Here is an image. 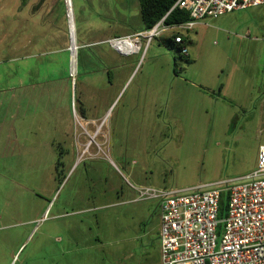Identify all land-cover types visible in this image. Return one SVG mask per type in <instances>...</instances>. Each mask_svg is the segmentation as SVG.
<instances>
[{
    "label": "rangeland",
    "instance_id": "obj_1",
    "mask_svg": "<svg viewBox=\"0 0 264 264\" xmlns=\"http://www.w3.org/2000/svg\"><path fill=\"white\" fill-rule=\"evenodd\" d=\"M22 1L0 0V264L156 262L157 202L137 200V188L185 189L255 167L264 142V129L258 132L262 98L254 90L264 79V5L249 14V38H258L249 47H238L212 21L197 22L181 31L190 57L181 56L164 33L129 58L136 68L128 78L94 80L101 87L88 85L86 92L89 107L101 115L121 86L125 97L159 96L156 127L128 129L123 123L107 139L105 129L98 130L94 154L80 148L74 155L76 134L88 131L72 104L74 94L78 104L81 83L93 82L81 75L89 49L76 50L79 75L73 76L75 59L58 50L55 0ZM66 32L69 37L67 24ZM222 82L235 95L222 97ZM9 87L24 96H12ZM167 97L170 111L163 105ZM122 106L124 100L116 110ZM139 115L128 106V117Z\"/></svg>",
    "mask_w": 264,
    "mask_h": 264
},
{
    "label": "built area",
    "instance_id": "obj_2",
    "mask_svg": "<svg viewBox=\"0 0 264 264\" xmlns=\"http://www.w3.org/2000/svg\"><path fill=\"white\" fill-rule=\"evenodd\" d=\"M264 0H176V7L188 13L182 23L166 24L168 12L151 28L130 36L108 39V44L124 55L147 47L164 31L172 33L179 52L186 55L181 31H189L205 17L263 5ZM72 56L71 0H63ZM75 46L74 55L76 56ZM264 129V93L262 126ZM137 200H155L159 210V261L157 264H264V142L258 144L255 167L234 179L200 184L185 189L139 187ZM227 194L226 214L218 218L220 194Z\"/></svg>",
    "mask_w": 264,
    "mask_h": 264
},
{
    "label": "crops",
    "instance_id": "obj_3",
    "mask_svg": "<svg viewBox=\"0 0 264 264\" xmlns=\"http://www.w3.org/2000/svg\"><path fill=\"white\" fill-rule=\"evenodd\" d=\"M116 4H118V7L120 4L121 11H117ZM263 5L234 10L218 17H205L204 19L198 21L197 24L208 25V23H211L212 21L214 22L217 31L224 34L230 33L234 36L233 38L238 44V47L246 48L249 47L248 44L252 45V42H256V40H258L257 37L249 38L250 32L252 31V23L249 20V14L255 11H259L258 8ZM23 6L21 5V7ZM71 6L75 29V39L77 41H75L77 51H79L80 49H89L90 53L83 60L81 72L84 73L85 78L91 81L96 80L98 77H103L104 79H106V81L110 80L111 76H125L126 78H128L136 68V64H134V61L129 58L132 57L136 52L130 55H124L111 47L108 44L107 40L115 37L130 36L137 31L144 30L138 0H71ZM21 7H19V9ZM55 28L60 30V36L62 37V43H60L61 46L60 48H58V50L66 52L70 62H72V58L75 59V72L74 74L71 73L74 76L76 72H79V54H76V56L73 57L71 56L69 50L67 51L66 48L67 45L69 46V38L66 32L65 9L62 0H55ZM164 33L168 34L169 38H172V33L164 31L160 35L154 37L151 42ZM55 38L58 40L60 37ZM184 39V45L186 47L185 35ZM151 42L149 46L151 45ZM176 46L179 51V46L177 44ZM186 51L187 54L181 56L190 57L187 47ZM126 65H132L131 69H129L128 71L122 70ZM176 77L181 81H184L182 77H178L177 75ZM122 87L123 86H121V88L117 90L110 104H108L107 107L104 108V112L101 117L100 132L105 129V139H107L109 132L111 133L112 131H117L118 129H120V125H122L123 123L124 126H126L128 129H147L149 126L155 129L156 127L158 111H160L162 104V102H160V106L158 107L157 105V101L160 100V97H157L156 94H150L146 92H136L125 97V92L120 95ZM7 90H10V93L12 94H18V98L24 96L23 93L17 91L15 92L14 88L9 87ZM234 90V87H232L229 82L221 83L220 94L222 97L226 98L229 97L228 95H235L233 94ZM254 90L255 92H257L256 94L261 99L264 93V79L260 80L257 83V86L254 87ZM14 94L12 96H17ZM175 97L178 98L179 96ZM117 99L118 102L120 100H124V106H122L118 110H116L118 102L114 107H112V104ZM179 99H181V96L179 97ZM261 102L260 107L262 111ZM73 105L74 104H72V107ZM129 105L130 107L132 106L133 108H136V111H138L140 114L138 116L139 118L127 116ZM163 105L164 108H169L170 111V109H172V101L170 100V98H164ZM144 113H147V116H145ZM168 113L169 117H171V113ZM113 116H116L115 121L113 120ZM159 120L160 119H158V121ZM3 205L4 204H0V212L1 210H4V208L2 207ZM158 261L159 258L152 264H157Z\"/></svg>",
    "mask_w": 264,
    "mask_h": 264
},
{
    "label": "trees",
    "instance_id": "obj_4",
    "mask_svg": "<svg viewBox=\"0 0 264 264\" xmlns=\"http://www.w3.org/2000/svg\"><path fill=\"white\" fill-rule=\"evenodd\" d=\"M44 0H39L38 4ZM176 0H138L140 15L144 29L151 28L159 21L171 8ZM22 4L23 1L21 0ZM188 13L181 8L170 10L164 19L166 24L182 23L188 20ZM227 194L222 192L219 197L218 218H222L226 214Z\"/></svg>",
    "mask_w": 264,
    "mask_h": 264
},
{
    "label": "flooded vegetation",
    "instance_id": "obj_5",
    "mask_svg": "<svg viewBox=\"0 0 264 264\" xmlns=\"http://www.w3.org/2000/svg\"><path fill=\"white\" fill-rule=\"evenodd\" d=\"M76 73H77V75H79L78 72H76ZM81 75H84V73L82 72ZM84 78H85V76H84ZM88 82L86 80V81L81 83L82 88L79 89L78 96H77L78 104L75 102L76 96L74 94V103H73L74 105H73V109H72L73 116L82 119L88 128L87 132H85V133L78 132V134H76L74 146H73V154L74 155L79 151L80 148H81L80 149L81 153L94 154L90 151V148H91L92 143H94L96 138L98 137V130H100L102 115L100 114V112L98 110L94 109L92 111L91 107H89V104L91 102V97L88 96V94L86 92L87 91L86 88L88 85H95V87H101V86H100V83L97 81L96 82H94V81L90 82V84ZM74 84H75V82H74ZM94 130H95V134L91 135L92 131H94ZM79 139L82 140V143L87 142L88 146L83 148L81 146V144L79 145V143H78Z\"/></svg>",
    "mask_w": 264,
    "mask_h": 264
},
{
    "label": "bare ground",
    "instance_id": "obj_6",
    "mask_svg": "<svg viewBox=\"0 0 264 264\" xmlns=\"http://www.w3.org/2000/svg\"><path fill=\"white\" fill-rule=\"evenodd\" d=\"M71 22H70V42H71V51H72V56L75 57L74 55V51H75V31H74V21H72V17H71ZM88 146V143L86 144L85 147Z\"/></svg>",
    "mask_w": 264,
    "mask_h": 264
}]
</instances>
